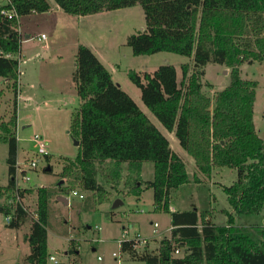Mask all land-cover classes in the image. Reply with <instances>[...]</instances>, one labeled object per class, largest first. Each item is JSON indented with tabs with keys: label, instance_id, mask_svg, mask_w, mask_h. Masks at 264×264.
<instances>
[{
	"label": "trees",
	"instance_id": "16d2710c",
	"mask_svg": "<svg viewBox=\"0 0 264 264\" xmlns=\"http://www.w3.org/2000/svg\"><path fill=\"white\" fill-rule=\"evenodd\" d=\"M54 1L63 11L76 15L140 4L145 26L127 35L125 41L132 53L170 51L191 57L192 62L181 63L179 81L175 66L169 63L160 64L152 72L131 69L129 79L140 89L143 103L192 157L198 172L209 175L217 166L236 169V179L222 185L231 210L259 212L264 206V141L253 122L257 80L242 77L240 64L264 61V0ZM49 8L47 0L0 1V77L10 81L14 97L8 122L0 124L2 140L8 147L7 182L0 184L2 198L13 193L18 166L19 18ZM8 11L16 16H8ZM207 63L229 68L228 83L212 97L204 91L201 80ZM74 65L72 76L80 104L73 113L70 131L79 141L78 153L74 159H63L58 178L66 179V184L57 181L52 186L26 185L19 189L23 206H28L24 202L28 194H36V216L18 203L7 223L12 227L29 222L23 234L29 251L19 264H48L47 232L54 229L51 201L58 195L69 196L70 190L80 186L83 197L71 201L69 207L95 210L97 203L121 183L118 191L122 194L139 196L145 188H152L154 207L170 214L169 234L162 236L150 251L145 247L138 252L135 246L140 240L135 236L122 237L120 251L129 257L147 264H264V224L256 228L254 239L234 224L232 211H225V224L216 225L208 210L169 209L170 190L188 181L183 158L133 98L112 80L110 71L88 46H77ZM44 156L48 161V153ZM143 161H152V179L140 178ZM123 162L126 174L120 181ZM50 167L48 163L45 170ZM98 175L110 189L97 181ZM12 208V203L0 204V212L5 214ZM59 232L67 235L68 227ZM68 241L67 260L52 264H80L79 242L73 237ZM175 247L181 248L179 254H173Z\"/></svg>",
	"mask_w": 264,
	"mask_h": 264
},
{
	"label": "rangeland",
	"instance_id": "374dc122",
	"mask_svg": "<svg viewBox=\"0 0 264 264\" xmlns=\"http://www.w3.org/2000/svg\"><path fill=\"white\" fill-rule=\"evenodd\" d=\"M2 1V0H0ZM50 8L44 12H34L20 16V39L28 34V40L21 43L18 78L22 86L17 105L18 127V162L24 164L33 157L35 143L32 136L36 133L46 141L49 160L44 155L38 156L35 169H30V179L25 185L33 188L39 185H55L57 181L66 184L67 180L59 179L63 159H74L78 153L75 136L70 131L71 119L80 104L73 80L76 48L79 44L88 46L98 59L110 71L112 80L127 92L140 109L167 136L171 148L185 162L188 181L170 190L169 209L187 210L196 208L210 211L209 217L216 225L226 223V212L232 211L226 199L222 185H229L236 179L237 171L228 166L213 167L209 175L197 171L192 157L180 146L173 132L168 131L156 116L143 103L140 89L128 77V71L134 69L152 72L160 64H173L176 77L181 78V63L192 62V58L170 51H158L148 54H133L126 37L136 33L145 26L143 10L140 4L103 10L95 13L70 14L55 3L47 0ZM43 32L44 39H37ZM191 70V69H190ZM228 67L217 63H207L201 77L205 84L204 91L213 96L229 81ZM241 76L257 80L256 98L253 106V122L258 135L264 141V61L243 62L240 64ZM211 83L209 87L206 84ZM0 124H6L13 112V91L0 77ZM3 131L0 125V184L7 182V144L2 140ZM32 154V155H31ZM50 164V170L45 168ZM126 163H122L121 176L124 180ZM140 178H153L152 161H143ZM97 181L105 184L100 175ZM84 193L80 186L74 187ZM112 189L104 201L97 203L95 210H76L70 208L71 201L78 196L69 194V203L63 204L58 199L51 201L50 221L54 229L47 232L48 254L58 261H66L69 238H75L79 244L77 253L80 264H147L138 258L129 257L121 252L119 240L126 233L127 238L139 233L141 240L135 246L138 252L146 247L147 251L155 248L159 239L167 234L170 226V214L157 209L153 204L152 188H145L139 196L122 194ZM9 197V196H8ZM12 198V195H10ZM7 197H0V204ZM36 194L30 193L24 198L28 208L34 211ZM115 199L121 204L112 207ZM110 211L113 216H110ZM234 224L241 226L256 239V228L264 224V206L256 213H235ZM0 212V264H19L29 251V245L23 234L28 230L29 222L20 226H9ZM157 222L155 233L152 223ZM68 227V234L59 230ZM169 234V231H168ZM167 234V235H168ZM146 245V246H145ZM113 252L115 254H113ZM66 253V254H65ZM48 264L54 261L49 259ZM161 264V263H158Z\"/></svg>",
	"mask_w": 264,
	"mask_h": 264
},
{
	"label": "built area",
	"instance_id": "2783aa9c",
	"mask_svg": "<svg viewBox=\"0 0 264 264\" xmlns=\"http://www.w3.org/2000/svg\"><path fill=\"white\" fill-rule=\"evenodd\" d=\"M14 15L16 16V14L14 12L8 11V16H14ZM44 38H45V34H43V33H41L40 35L37 36V39H39V40L44 39ZM32 140L35 143L36 156L28 159L27 162L24 163V164H20V162L17 161L18 166L16 168L17 170H16V176H15V183L13 185V193H12L13 195L11 194L12 198L9 195V197H7V199H6L7 203H12L13 204V208H12V211L10 213L5 214V216H4V218L6 220V223H9L10 220L13 218V211L16 208V205L18 203H21V207L23 209H25L29 214H31L32 216H36L35 211H32L31 209H29L28 206H25V205H24L25 207L23 206V204H22V202L20 200V197H19V189H21L24 186H26L25 182H28V180L30 179V174L28 173V170L29 169H33V168H35L37 166L38 156L45 155L47 153V151H46V141L43 139V137L41 135L35 133L32 136ZM70 194L74 195V196L77 195L79 198L83 197V194L79 193L76 190H70ZM157 226H158L157 222H153L152 223V231L154 233L156 231V227ZM123 237L127 238L126 237V232L123 234ZM135 237H136V239L141 240V236H140L139 233H136ZM180 250H181V248L175 247L174 250H173V254L174 255L179 254ZM113 254H115V253L113 252ZM49 259H51L53 261H57L55 256L52 255V254L49 255Z\"/></svg>",
	"mask_w": 264,
	"mask_h": 264
},
{
	"label": "crops",
	"instance_id": "0c3cea01",
	"mask_svg": "<svg viewBox=\"0 0 264 264\" xmlns=\"http://www.w3.org/2000/svg\"><path fill=\"white\" fill-rule=\"evenodd\" d=\"M19 25H20V20H19ZM43 33V32H42ZM26 40H28V34H26L25 35V38L23 39V40H21V43H24ZM20 46H21V44H20ZM21 49H22V47L20 48V52H19V56H21L20 54H21ZM3 81L6 83V84H10V81H8L6 78H3ZM0 89H2V88H0ZM22 86H21V84L19 83V81L17 80V96H16V109H17V105H18V100H19V95L22 93ZM3 94V93H2ZM1 94V95H2ZM0 95V96H1ZM256 98V97H255ZM17 127H18V115H17V112H16V131H17ZM17 137V136H16ZM17 141H18V137H17ZM47 151V150H46ZM1 185H4V184H1ZM79 199V198H78ZM5 202H6V200H5ZM4 202V203H5ZM2 204V203H1ZM112 216H113V213H112ZM170 228H171V225L167 228L168 229V231L170 230ZM168 231H167V234H168ZM127 233V232H126ZM167 234H164V235H167ZM28 253V252H27ZM66 254V253H65ZM66 258H68V254H67V256H66Z\"/></svg>",
	"mask_w": 264,
	"mask_h": 264
},
{
	"label": "water",
	"instance_id": "95a60500",
	"mask_svg": "<svg viewBox=\"0 0 264 264\" xmlns=\"http://www.w3.org/2000/svg\"><path fill=\"white\" fill-rule=\"evenodd\" d=\"M74 142H75V144H78L79 141L75 140ZM47 169H49V167H47ZM57 199L60 200L65 205H67L69 203V198L66 195L60 194L57 196ZM121 203H122L121 200L115 199L113 204H112V207H116Z\"/></svg>",
	"mask_w": 264,
	"mask_h": 264
}]
</instances>
